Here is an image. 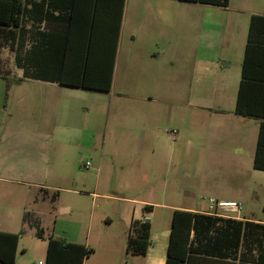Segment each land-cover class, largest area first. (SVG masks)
<instances>
[{
    "label": "crops",
    "instance_id": "obj_1",
    "mask_svg": "<svg viewBox=\"0 0 264 264\" xmlns=\"http://www.w3.org/2000/svg\"><path fill=\"white\" fill-rule=\"evenodd\" d=\"M168 4L174 5L173 2ZM226 8L224 12L210 10L204 14L196 10L134 14L145 25L165 27L178 33V43L168 48L170 55L165 49L153 53L155 59L167 57L169 66L162 63L159 78L150 85L139 81V72L147 67L151 51L148 44L129 49L122 46L123 14L108 91L63 85L53 79L35 77L32 70L24 73L22 65L16 66L15 51H12L13 65L18 72L12 70L15 75L7 93L0 77V208L24 207L25 194L30 196L32 204L44 199L31 189L50 188L57 193L66 190V184L79 173L77 166L87 161L82 157L86 154L97 165L93 167L96 181L86 195L132 203L130 214L121 219L124 230L129 229L132 220H147L150 225L146 253L133 256L131 264L165 263L174 210L225 218L210 213L208 205L202 207L193 189L197 182L211 188L220 178L225 179L231 156L242 150H247L253 161L258 121L235 114L234 107L249 21L252 15L264 16V0H229ZM106 20L110 26L112 19L106 16ZM38 26L26 25L28 32L22 52L29 46L31 38L28 35L34 30L55 28L44 22ZM195 35L200 38L199 51L198 46L195 50L196 45H193L194 52H191L190 44L180 39ZM219 61L223 64H218ZM87 92L107 93L118 100L115 111L120 122L113 126L110 135L107 136L103 124L104 105L100 106L98 100H95L93 116H85L83 109L87 108V102L82 96ZM170 99L180 101L179 111H187L184 126L194 133L186 140L164 143V139L158 137L156 123L160 116L169 119L170 106L164 110L160 105ZM235 144L240 148L233 149ZM192 148L193 166L186 173L187 157ZM89 164L88 168L92 165ZM102 170L106 171L105 184H109L105 189L116 196L96 192L103 188L98 181ZM46 178L57 181L51 185L22 181ZM125 188L144 191L147 199L120 197ZM121 207V204L114 207L116 216ZM60 209L66 211L69 207L60 206ZM104 219L107 223L112 221L110 215H105ZM234 219L264 223L237 215ZM8 226L10 217L5 215L0 218V231L16 233ZM41 233V229L37 231L38 235ZM65 239L83 244L73 237ZM100 248L103 257L93 263L120 264V248L110 244ZM96 251L94 248L92 254ZM191 264H229V259H200Z\"/></svg>",
    "mask_w": 264,
    "mask_h": 264
},
{
    "label": "trees",
    "instance_id": "obj_2",
    "mask_svg": "<svg viewBox=\"0 0 264 264\" xmlns=\"http://www.w3.org/2000/svg\"><path fill=\"white\" fill-rule=\"evenodd\" d=\"M227 7L229 0H179ZM125 0H0V50L15 51V64L42 79L85 89L108 91ZM55 12V14H54ZM106 16L111 18L110 26ZM50 23L51 31L34 30L22 52L26 25ZM20 50L21 53L20 54ZM0 65L7 93L13 77ZM234 113L258 121L252 167L264 171V16L249 21ZM147 220H132L126 252L145 255ZM40 236V235H38ZM18 234L0 231V263L14 264ZM93 252L81 243L49 237L44 264H83ZM229 264H264V223L174 210L164 264L195 260Z\"/></svg>",
    "mask_w": 264,
    "mask_h": 264
},
{
    "label": "rangeland",
    "instance_id": "obj_3",
    "mask_svg": "<svg viewBox=\"0 0 264 264\" xmlns=\"http://www.w3.org/2000/svg\"><path fill=\"white\" fill-rule=\"evenodd\" d=\"M178 1L125 0L122 21V46L125 49H129L142 44H148L151 51L149 52L151 57L148 59L147 67L139 72V81L144 80L145 82H141L143 84H153L159 78V67L162 63L164 66H169L167 57L155 59L152 56L153 53L157 52V50L165 49L166 54L170 55L169 46L177 44L179 38L175 30L170 31L165 27L145 25L141 22L142 20L136 19L138 15L134 14L194 10L204 14L210 10L222 12L228 10L226 7L215 5H189ZM168 2H173L174 5H170ZM180 40L186 44H190L188 48L191 52H194L193 45H196L195 50L198 46L197 49L199 51L198 44L200 38L196 35L193 37L186 36ZM218 55L219 51H217V57ZM218 64L222 65L223 63L219 61ZM0 65L4 72H11L10 77H14L15 75L12 73L13 69L18 72V69H15L13 65V52L8 48L0 50ZM82 99H85L87 102L85 103L87 108L83 109L86 114L85 116H93L95 100H98L100 106L104 105L103 124L107 129V136L110 135L113 126L120 122L117 120L118 116H116L115 111L118 108V104L116 103L118 100L107 93H102L101 95L92 92L85 93ZM188 101L185 100L186 103ZM162 103L163 105H160V107L164 106L163 109L166 110L170 106L171 111L168 120L165 115L160 116V119H158L156 123L159 129L157 132L158 137H162L164 143H166L169 141L186 140L190 135L192 136L194 131L184 126L187 111L182 113L178 109L180 101L178 99H170L164 100ZM192 123L193 120L191 119ZM176 125H179L180 128L178 129ZM171 130L176 131L175 136L170 134ZM161 132L163 135H161ZM238 148L240 147L237 144L233 146V149ZM246 152L247 150H242V152L236 153L235 156H231L232 160L228 163L229 173L225 175V179L221 180L222 178H220L211 188L202 182L200 184L197 182L193 192L196 199L201 201L202 207L209 204V198H213L215 201L220 199L235 200L242 205L239 213H236L237 216L264 221V171L252 168L251 156L247 155ZM82 157L83 161L87 160L92 165L90 168L85 169L79 164L77 166L79 173L75 174L74 178L66 184V190H59L57 193V191L50 188H43L41 191L31 189L33 193L35 192L40 196H44V199L37 201L36 204H32L30 203V196L25 194L24 207L10 205L2 209L0 208V218L5 215L10 217V226L7 228L12 229L19 236L14 264H44L47 241L51 235L61 238L73 237L83 244L86 243L88 248H96L97 251L94 254L91 253L84 259V264H95L93 260L102 258L103 249L100 247L106 244L115 245L116 248H120V256L118 258L120 264H125L126 261L129 262L128 264H131V260L135 255L127 253L125 250L128 230L127 228L124 230V224L121 219L130 214L132 203H122L108 198L86 195V191L92 190V184L96 181V171L93 167H97V165L92 161L90 155L84 154ZM193 157L194 149L192 148L187 157L186 173L191 171ZM221 165H224V163H221ZM219 170L221 171L222 168L220 167ZM163 171L165 172V169ZM106 179V171L102 170L98 181L103 188L96 192L114 196L115 194L106 190L108 189L107 186H109V184H105ZM22 181L51 185L57 180L46 178L44 180L25 179ZM123 192L120 197L138 200L147 199L144 191L125 188ZM116 204L122 205L120 213L117 216L114 214ZM60 206H68L69 210L61 211ZM105 215L112 217L111 223L105 221ZM40 229L42 233L38 236L37 231Z\"/></svg>",
    "mask_w": 264,
    "mask_h": 264
},
{
    "label": "built area",
    "instance_id": "obj_4",
    "mask_svg": "<svg viewBox=\"0 0 264 264\" xmlns=\"http://www.w3.org/2000/svg\"><path fill=\"white\" fill-rule=\"evenodd\" d=\"M170 134L172 136L176 135L175 130H171ZM89 162H84L81 166L82 168L87 169L89 167ZM208 210L214 215H219L225 218H235L236 213H239L241 209V203L234 200H217L213 198L208 199Z\"/></svg>",
    "mask_w": 264,
    "mask_h": 264
}]
</instances>
